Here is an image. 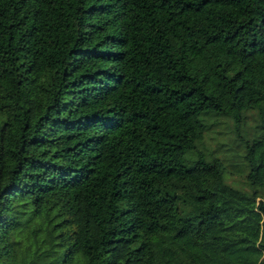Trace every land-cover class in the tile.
<instances>
[{
	"label": "trees",
	"instance_id": "trees-1",
	"mask_svg": "<svg viewBox=\"0 0 264 264\" xmlns=\"http://www.w3.org/2000/svg\"><path fill=\"white\" fill-rule=\"evenodd\" d=\"M0 264H264V0H0Z\"/></svg>",
	"mask_w": 264,
	"mask_h": 264
},
{
	"label": "rangeland",
	"instance_id": "rangeland-1",
	"mask_svg": "<svg viewBox=\"0 0 264 264\" xmlns=\"http://www.w3.org/2000/svg\"><path fill=\"white\" fill-rule=\"evenodd\" d=\"M247 124H249V126L253 124V120L251 117H247ZM206 140L210 148H218L217 151L221 152L219 154H222L223 151L227 152L228 154L233 148L235 149L237 147L234 140L232 123L229 120H225V119L219 124L214 125L213 130L207 133ZM219 143L220 146L217 147ZM221 148H225V150ZM235 161L236 164L239 162L237 160ZM228 167H229L228 169L232 171V174H228V173L225 174V179L227 181H230L232 184L236 186L245 187L242 183V175L244 174V170H237L236 168H230L231 167L230 165H228Z\"/></svg>",
	"mask_w": 264,
	"mask_h": 264
}]
</instances>
